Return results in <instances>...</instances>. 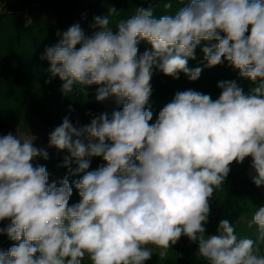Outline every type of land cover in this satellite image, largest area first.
Segmentation results:
<instances>
[{
  "label": "clouds",
  "instance_id": "1",
  "mask_svg": "<svg viewBox=\"0 0 264 264\" xmlns=\"http://www.w3.org/2000/svg\"><path fill=\"white\" fill-rule=\"evenodd\" d=\"M172 7L166 0L160 16L152 4L138 7L115 29L111 17L120 10L109 7L93 17L90 34L77 22L45 48V83L58 77L65 96L96 85L97 102L122 110L85 125L65 116L49 133L47 148L69 154L58 183L33 163L49 159L37 137L0 135V222L9 221L0 235L16 242L0 248V264H84L85 257L90 264H145L154 254L165 258L182 236L198 244L196 255L207 264H264V206L247 224L255 239L238 236L227 219L217 234L206 235L205 227L233 162L251 157L252 183L264 186V0H188L175 13ZM141 42L151 48L139 54ZM202 42H209L201 49L204 67L226 61L256 86L245 94L235 80L220 81L217 99L177 92L150 123L153 70L198 80L203 69L188 62ZM93 157L105 164L89 171ZM73 187L80 200L70 206Z\"/></svg>",
  "mask_w": 264,
  "mask_h": 264
},
{
  "label": "trees",
  "instance_id": "2",
  "mask_svg": "<svg viewBox=\"0 0 264 264\" xmlns=\"http://www.w3.org/2000/svg\"><path fill=\"white\" fill-rule=\"evenodd\" d=\"M1 1V0H0ZM5 6L0 8V126L21 124L27 129L42 133L48 142L49 133L62 122L55 115L54 108L71 106L84 110L88 114L87 122L105 111L111 113L113 109L122 110L111 100L97 102L95 99L96 85L86 87L83 91L76 89L67 96L61 92L62 81L56 77L50 83L47 61L40 59L44 50L58 42L57 31L63 32L69 26L79 22L85 32L90 34L88 25L94 16L104 15L109 7H115L120 12L111 17L115 29L119 20L127 19L134 14L138 7H155V15L165 14L163 3L166 0H3ZM180 0H172L171 13L185 6ZM209 42H202L195 50V59L188 62L189 68L201 67L203 70L198 80L190 81L183 73L179 79L165 76L158 70H153L151 79L152 94L147 108L153 112L154 123L159 111L171 102L177 92L194 90L209 94L217 99L220 89L218 82L235 80L245 94L256 85L249 79L240 77L239 71L228 66L227 62L207 68L203 60L201 49ZM211 43H215L214 41ZM146 42L139 45V54L150 50ZM49 159L37 158L34 165H44L49 172V181L57 183L68 174L63 165V158L67 151H57L51 148ZM101 157L91 158L89 171L96 170L104 165ZM74 169L75 163L71 165ZM231 171L221 188L217 189L210 200L212 215L211 228L217 234L219 222L227 219L235 224L238 236H249L255 239L256 228L249 229L247 224L252 219L256 209L264 206V194L260 187L252 183L249 171L248 157L243 163L233 162ZM253 174V173H251ZM254 175V174H253ZM79 177L69 176L70 182ZM80 200L78 191L73 187V195L69 205ZM5 220L0 227L8 224ZM15 241L9 240L6 235H0V248L7 250ZM198 244L185 246L175 244L168 250L165 258L154 254L145 264H207L196 255ZM264 254V248L262 253ZM84 264H90L85 257Z\"/></svg>",
  "mask_w": 264,
  "mask_h": 264
},
{
  "label": "rangeland",
  "instance_id": "3",
  "mask_svg": "<svg viewBox=\"0 0 264 264\" xmlns=\"http://www.w3.org/2000/svg\"><path fill=\"white\" fill-rule=\"evenodd\" d=\"M0 8H2L3 6H5V3L3 0L0 1ZM72 108V107H71ZM74 111H72L71 113L69 112V106L67 107H63V108H54V112L55 115L58 117V119L62 122L63 118L65 116H68L70 118V120L74 123V124H79V125H85L88 124L87 122V118H88V114L86 111L84 110H78L76 108H73ZM9 132H12L14 135L17 133L18 135L21 136V138L30 136V135H34L35 137H37V139L35 140V146L37 147H44L47 149V151L49 152V154H51V148H47L48 142L45 139L44 135L42 133H39L35 130H31V129H27L25 128L23 125L21 124H14V125H6V126H0V135H4L7 134ZM249 159V171L251 173L252 169H251V157H248ZM254 174V173H253ZM260 190L262 191V193L264 194V186L260 187ZM214 214V209H211L210 212V216H209V222L205 225L206 227V235H214V232L211 228L212 225V215ZM180 244L185 245V246H190L194 243L190 242L188 240V238L186 236H182L181 239L179 240ZM157 249H154V253L157 252Z\"/></svg>",
  "mask_w": 264,
  "mask_h": 264
}]
</instances>
